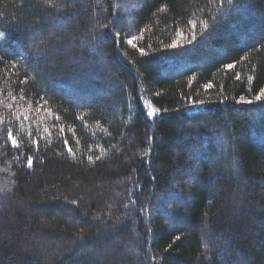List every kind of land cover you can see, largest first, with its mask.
Masks as SVG:
<instances>
[{
	"label": "trees",
	"instance_id": "16d2710c",
	"mask_svg": "<svg viewBox=\"0 0 264 264\" xmlns=\"http://www.w3.org/2000/svg\"><path fill=\"white\" fill-rule=\"evenodd\" d=\"M0 33V264H264V0H0Z\"/></svg>",
	"mask_w": 264,
	"mask_h": 264
},
{
	"label": "snow or ice",
	"instance_id": "6c2138e0",
	"mask_svg": "<svg viewBox=\"0 0 264 264\" xmlns=\"http://www.w3.org/2000/svg\"><path fill=\"white\" fill-rule=\"evenodd\" d=\"M221 2H222V0H221ZM228 3L231 4V3H232V0H228ZM192 27H193V28L196 27L195 22H192ZM204 27L207 28V22L204 23ZM3 35H4L3 33H0V37H3ZM181 35H183V33H181ZM193 36H194V33H193ZM133 39H135V38H133ZM133 39H129V40L127 41V43L130 44V45L133 44ZM170 46H171V47H175V46H177V45H176V43L174 42V43H173L172 45H170ZM140 51H141V53H143V52H144V49L141 48ZM227 67H228V68H232L233 65H227ZM249 79H252V77H249ZM207 87H211V85H208ZM262 97H264V90H261V92L256 96V99H257V100H260ZM248 102L251 103V101H248ZM148 115H153V113H152V112H149ZM57 119H59V117H57ZM61 130H62V129H61ZM28 135L31 136V132H29ZM8 138L11 140V143H12V145H13L14 147H15V146H18V141L16 140L15 137H13L11 131H9V133H8ZM33 143H34V144H38V141L33 140ZM64 144H65V145L68 144V140H67V138L64 139ZM68 152L74 155V153H73L71 147L68 148ZM87 158H88L89 162H92V161H93V156L89 155ZM99 158H100V157H96V159H99ZM28 165H29V167H31V165H32V160H31V159H28Z\"/></svg>",
	"mask_w": 264,
	"mask_h": 264
},
{
	"label": "rangeland",
	"instance_id": "374dc122",
	"mask_svg": "<svg viewBox=\"0 0 264 264\" xmlns=\"http://www.w3.org/2000/svg\"><path fill=\"white\" fill-rule=\"evenodd\" d=\"M146 109H147V114L149 112H152L153 115H148L150 118L154 117L158 112L156 109H154V107H152L150 104L146 103Z\"/></svg>",
	"mask_w": 264,
	"mask_h": 264
}]
</instances>
